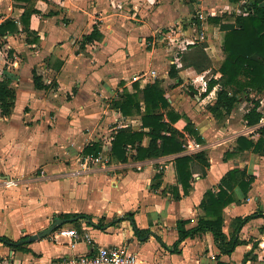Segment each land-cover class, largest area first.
Returning a JSON list of instances; mask_svg holds the SVG:
<instances>
[{
  "label": "crops",
  "instance_id": "obj_1",
  "mask_svg": "<svg viewBox=\"0 0 264 264\" xmlns=\"http://www.w3.org/2000/svg\"><path fill=\"white\" fill-rule=\"evenodd\" d=\"M30 8L37 13L25 29L22 17ZM232 9L243 14L242 6L229 0H0V25L13 20L18 27L14 34L0 35V81L11 80L15 90L11 115L0 110V237L16 242L57 220H69L31 241L27 250L0 242V264H56L92 255L86 236L96 248H122L142 264H264V142L262 153L237 150L240 136L254 142L261 138L264 93L243 95L218 119L210 110L218 87L205 95L208 82L221 78L219 68L226 58L225 32L208 18L230 15ZM95 29L101 39L87 42L85 37ZM187 42L205 46L203 72L194 69L192 60L183 66L182 55L196 48ZM172 66L179 71L176 77L169 74ZM33 71L46 89L35 88ZM152 71L156 77L135 78ZM155 82L182 116L175 125L185 136L186 151L180 155L206 151L209 158L206 175H194L186 196L175 170L179 155L131 158L93 170H82L78 163L81 158L83 164L87 145L100 143L111 153L118 131H142V116H124L113 101L126 91L135 93L136 85L143 91ZM252 100L260 102L263 115L256 126L244 119ZM188 120L204 144L184 131ZM149 142L145 137L142 144ZM233 169L246 171L254 181L246 197L236 187L240 202L224 209L227 238L234 234L236 218L257 214L239 232L235 251L223 254L211 232L186 239L175 251L178 221L188 220V229L196 227L205 217L200 205L206 192L218 193L221 179ZM66 214L92 219L58 218ZM128 214L133 219L125 218ZM119 218L125 219L114 225ZM59 228L77 230L81 241L72 246L70 237H55ZM253 249L255 257L244 263Z\"/></svg>",
  "mask_w": 264,
  "mask_h": 264
},
{
  "label": "trees",
  "instance_id": "obj_2",
  "mask_svg": "<svg viewBox=\"0 0 264 264\" xmlns=\"http://www.w3.org/2000/svg\"><path fill=\"white\" fill-rule=\"evenodd\" d=\"M22 3H31L33 0H15ZM230 3L242 6L243 14L224 16H209L211 23L220 26L225 32L223 40V50L226 58L219 68L221 78L218 80L211 79L208 82L207 95L214 87H218L217 100L214 106L210 108L212 114L218 119L230 113L238 104L240 97L250 92L264 93V0H229ZM37 13L34 9H27L22 17L25 29L28 28L32 14ZM245 13V14H244ZM232 20V21H231ZM18 32V27L13 20H7L0 25V35L14 34ZM102 35L98 30H94L89 36L85 37L87 42L100 40ZM196 47L192 52L182 55L183 66H187L189 60L197 72H203L207 65L208 57L205 53L204 45H191ZM190 65V63H189ZM178 70L175 66L170 69V76L176 77ZM34 84L36 89H46L42 82L41 76L33 71ZM136 92L129 93L126 91L113 101V107L119 110L124 116H131L138 113L142 116V131L122 129L115 135L111 148V162L126 163L131 158L135 161H145L162 156L179 155L175 159V170L179 187L183 196L189 194L192 189V180L195 174L206 175L210 168V162L206 151H200L193 155H180L186 151L184 134L176 128L178 121L182 119L181 114L175 111L164 91L160 88L158 82L147 85L143 91H140L138 85L135 86ZM142 93V101L145 105L144 111L141 109V99L139 94ZM15 100V90L9 79L0 81V110L3 116H10L13 112ZM253 107L244 116L248 126L258 125L263 115L259 112L260 102L252 100ZM144 129H148L145 132ZM184 131L198 144H204L205 141L200 135L192 121L188 120ZM261 138L254 142L246 136H240L237 139V150H253L261 152L264 142V127L260 128ZM145 137L150 138L147 146H144ZM102 149L100 143H92L86 146L84 156H97ZM129 149H135V154L130 155ZM264 155V153H263ZM253 177L247 176L246 171L233 169L230 170L219 184V192H206L201 208L205 212V217L199 220L196 227L188 229V220H180L177 223L179 239L174 245L178 251L186 239L194 238L198 235L211 232L215 242L221 252L225 255L232 254L239 245V232L243 226L257 214L245 218H236L234 220L235 230L229 240L223 230L224 227V209L234 203L240 202L236 199L235 188H240L245 197L247 196ZM175 197H180L179 188H173ZM76 218L87 219L91 222V217L85 214L63 215L58 218ZM133 216L128 214L125 218ZM125 218L116 219L113 224L124 220ZM101 227L100 225H98ZM137 233H141L136 228ZM0 242L21 250H27V245L31 242V236H27L19 241L10 240L8 237H0ZM254 249L246 253L244 263L254 258ZM222 264V263H220Z\"/></svg>",
  "mask_w": 264,
  "mask_h": 264
},
{
  "label": "built area",
  "instance_id": "obj_3",
  "mask_svg": "<svg viewBox=\"0 0 264 264\" xmlns=\"http://www.w3.org/2000/svg\"><path fill=\"white\" fill-rule=\"evenodd\" d=\"M200 19H203V16H200ZM201 38L203 39L204 37L201 36ZM189 44L193 45L194 42H187V45ZM156 75V72L152 71L150 74L141 73L135 76V78H153L156 77ZM110 163V150L103 147L97 156H87L83 159V164L85 166L95 164L106 167L110 165ZM58 236L70 237L73 240L72 246H74L82 239L81 235L75 229L59 228L55 234V237ZM85 241L95 251L94 254L64 259L58 261L56 264H142L135 254L129 253L122 248L110 246L96 248L95 242L93 241L91 236H86Z\"/></svg>",
  "mask_w": 264,
  "mask_h": 264
},
{
  "label": "water",
  "instance_id": "obj_4",
  "mask_svg": "<svg viewBox=\"0 0 264 264\" xmlns=\"http://www.w3.org/2000/svg\"><path fill=\"white\" fill-rule=\"evenodd\" d=\"M66 222H69V220H57V221H55L48 229L32 236L31 241H35V240L47 237L49 234H51L54 231V229L56 227L63 225Z\"/></svg>",
  "mask_w": 264,
  "mask_h": 264
},
{
  "label": "rangeland",
  "instance_id": "obj_5",
  "mask_svg": "<svg viewBox=\"0 0 264 264\" xmlns=\"http://www.w3.org/2000/svg\"><path fill=\"white\" fill-rule=\"evenodd\" d=\"M188 4V3H187ZM190 4V3H189ZM234 12H236V10L235 9H232L231 10V13H234ZM237 13V12H236ZM190 20V19H189ZM191 21H193L192 19H191ZM187 24H188V21H187ZM223 40H224V38H223ZM222 48H223V45H222ZM78 163H79V165H80V168L82 169V170H93V169H99L100 167H102V166H100V165H95V164H92V165H90V166H85L84 164H82V159L81 158H79L78 159ZM110 165H108V166H106V167H109ZM0 185H2V184H4L3 182H4V180H2V178H0Z\"/></svg>",
  "mask_w": 264,
  "mask_h": 264
}]
</instances>
